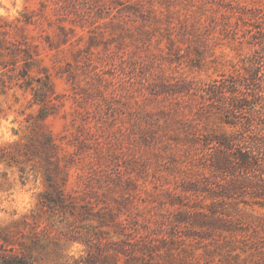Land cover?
<instances>
[{"label": "rangeland", "instance_id": "obj_1", "mask_svg": "<svg viewBox=\"0 0 264 264\" xmlns=\"http://www.w3.org/2000/svg\"><path fill=\"white\" fill-rule=\"evenodd\" d=\"M233 1L264 15L0 0V264H264V205L225 197L201 96L264 29Z\"/></svg>", "mask_w": 264, "mask_h": 264}, {"label": "trees", "instance_id": "obj_2", "mask_svg": "<svg viewBox=\"0 0 264 264\" xmlns=\"http://www.w3.org/2000/svg\"><path fill=\"white\" fill-rule=\"evenodd\" d=\"M233 2L236 5L220 4L219 8L264 17L259 16V9ZM253 38L257 49L244 68L246 74L215 79L201 88V96L221 113L222 123L229 129L212 139L217 151L212 155L213 167L225 181L220 185L225 197L264 205V29H258Z\"/></svg>", "mask_w": 264, "mask_h": 264}, {"label": "clouds", "instance_id": "obj_3", "mask_svg": "<svg viewBox=\"0 0 264 264\" xmlns=\"http://www.w3.org/2000/svg\"><path fill=\"white\" fill-rule=\"evenodd\" d=\"M6 7H8V6L6 5Z\"/></svg>", "mask_w": 264, "mask_h": 264}]
</instances>
